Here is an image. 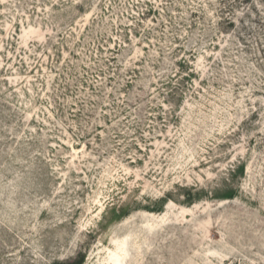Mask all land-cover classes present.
<instances>
[{
	"label": "rangeland",
	"instance_id": "rangeland-1",
	"mask_svg": "<svg viewBox=\"0 0 264 264\" xmlns=\"http://www.w3.org/2000/svg\"><path fill=\"white\" fill-rule=\"evenodd\" d=\"M0 264H264V0H0Z\"/></svg>",
	"mask_w": 264,
	"mask_h": 264
},
{
	"label": "trees",
	"instance_id": "trees-1",
	"mask_svg": "<svg viewBox=\"0 0 264 264\" xmlns=\"http://www.w3.org/2000/svg\"><path fill=\"white\" fill-rule=\"evenodd\" d=\"M252 2H254V0H252ZM255 8H257V7H256V4H255ZM225 23L228 24V25H232V24L234 25L235 21L232 20L231 18H230V19L228 18V19L225 21Z\"/></svg>",
	"mask_w": 264,
	"mask_h": 264
}]
</instances>
